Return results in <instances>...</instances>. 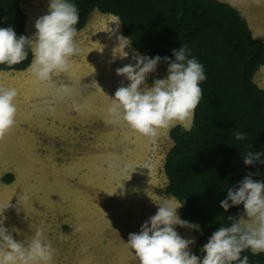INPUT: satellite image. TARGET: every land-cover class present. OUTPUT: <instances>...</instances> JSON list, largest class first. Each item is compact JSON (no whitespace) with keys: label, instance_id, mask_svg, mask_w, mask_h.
Here are the masks:
<instances>
[{"label":"rangeland","instance_id":"374dc122","mask_svg":"<svg viewBox=\"0 0 264 264\" xmlns=\"http://www.w3.org/2000/svg\"><path fill=\"white\" fill-rule=\"evenodd\" d=\"M225 1L241 11L254 37L264 42V0ZM50 2L20 0L29 38L37 31L36 20L49 13ZM114 17L91 13L74 38L79 55L53 81H38L29 67L0 70V86L18 92L16 123L0 139V220L20 241L42 228L43 239L55 249L52 264H140L127 244L129 234H138L165 200L178 203L164 190L169 129L152 139L107 113L115 91L130 83L116 69L134 65L138 53L130 43L123 49L128 40L120 41ZM123 51L128 55L122 58ZM168 66L158 63L146 84L167 78ZM254 80L264 89V65ZM7 174H12L10 182L2 180ZM241 216L247 219L244 208ZM174 229L194 242L199 234L193 227ZM194 242L188 246L191 254Z\"/></svg>","mask_w":264,"mask_h":264},{"label":"trees","instance_id":"16d2710c","mask_svg":"<svg viewBox=\"0 0 264 264\" xmlns=\"http://www.w3.org/2000/svg\"><path fill=\"white\" fill-rule=\"evenodd\" d=\"M79 11L81 30L92 12L118 17L121 35L139 54L158 63L175 60L173 50L186 45L189 58L203 65L207 77L200 83L203 97L194 110L186 130L181 124L169 128L172 145L167 150L163 171L164 190L182 206L180 219L199 225L192 254L202 260V251L216 230L231 226L239 219L243 204L221 207L228 190L238 189L249 174L264 182V163H244L248 151L261 152L264 159V89L254 80L264 65V42L253 36L239 9L221 0H68ZM11 26L17 37L29 38L26 14L20 0H0V28ZM33 59L27 58L11 67L0 64L3 71H22ZM246 134L236 140L235 133ZM12 174L2 176L10 182ZM249 264H264V252L241 253ZM233 264H238L233 262Z\"/></svg>","mask_w":264,"mask_h":264},{"label":"clouds","instance_id":"9594fccd","mask_svg":"<svg viewBox=\"0 0 264 264\" xmlns=\"http://www.w3.org/2000/svg\"><path fill=\"white\" fill-rule=\"evenodd\" d=\"M79 22V11L68 0H51L49 13L35 22L34 38L17 37L9 26L0 28V64L11 67L24 61L31 50L33 59L29 71L40 82L53 81L71 67V57L79 55L81 49L75 42ZM113 22L119 26L118 17ZM124 37H120L121 39ZM125 43V46H128ZM174 61L170 58L168 75L154 80L153 86L146 84V76L155 71L160 56L149 58L135 54V64L117 68L118 75H124L130 83L120 86L114 94V102L107 113L114 122L123 121L132 130L155 139L161 129H169L177 123L190 120L203 97L200 83L207 79L203 65L197 59L189 58L191 50L186 45L174 49ZM128 54L123 51L121 57ZM143 85V87H141ZM65 92L69 91L64 89ZM18 92L15 88L0 86V139L16 123ZM186 130H190L185 125ZM236 140L246 139V134L237 131ZM261 159V152L248 151L244 163L252 165ZM231 205L243 204L247 219L228 217L231 226H222L203 245L206 253L203 259L191 254L189 244L194 239H184L174 229L175 225L199 229V225L180 219L177 209L182 206L174 200L159 204L155 215L144 222L140 232L130 233L127 244L134 250L140 264H249L248 256L241 258L247 249L259 254L264 252V182L254 181L249 173L238 189H229L221 207L227 211ZM150 225V226H149ZM55 249L43 239V229H37L29 241L13 237L0 220V264H52Z\"/></svg>","mask_w":264,"mask_h":264},{"label":"crops","instance_id":"0c3cea01","mask_svg":"<svg viewBox=\"0 0 264 264\" xmlns=\"http://www.w3.org/2000/svg\"><path fill=\"white\" fill-rule=\"evenodd\" d=\"M225 1V0H224ZM230 3V2H229ZM236 5V4H235ZM250 27V26H249ZM251 29V31H252V28H250ZM253 33V32H252ZM254 36V35H253ZM256 82V81H255ZM257 83V82H256ZM258 84V83H257ZM243 208H244V206H243Z\"/></svg>","mask_w":264,"mask_h":264},{"label":"bare ground","instance_id":"6f19581e","mask_svg":"<svg viewBox=\"0 0 264 264\" xmlns=\"http://www.w3.org/2000/svg\"><path fill=\"white\" fill-rule=\"evenodd\" d=\"M127 82V81H126ZM142 149V148H141ZM142 151V150H141ZM143 152V151H142ZM181 231V230H180Z\"/></svg>","mask_w":264,"mask_h":264}]
</instances>
